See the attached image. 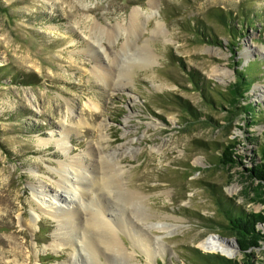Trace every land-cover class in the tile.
Segmentation results:
<instances>
[{"label":"rangeland","instance_id":"rangeland-1","mask_svg":"<svg viewBox=\"0 0 264 264\" xmlns=\"http://www.w3.org/2000/svg\"><path fill=\"white\" fill-rule=\"evenodd\" d=\"M136 8L138 26L131 23ZM148 51L149 62L142 59ZM249 65L259 73L242 103H211L203 94L205 85L225 92ZM244 103L263 111L259 122L237 108ZM62 131L68 154L57 142ZM263 137L264 0H0V264H70L79 251L67 239L74 226L47 206L31 229L41 203L34 191L51 196L62 164L99 163L100 175V156L123 151L125 184L145 196L142 227L156 251L148 258L121 231L138 263L208 264L203 253H214L264 264V237L242 251L211 190L264 215V203L251 199L258 198L257 181L247 170L261 161ZM231 143L237 163L214 164ZM159 221L178 227L148 228ZM258 228L264 234V223ZM159 235L162 244L155 243ZM210 236L233 241L235 253L204 249Z\"/></svg>","mask_w":264,"mask_h":264},{"label":"bare ground","instance_id":"bare-ground-1","mask_svg":"<svg viewBox=\"0 0 264 264\" xmlns=\"http://www.w3.org/2000/svg\"><path fill=\"white\" fill-rule=\"evenodd\" d=\"M154 12L143 14L146 19H149L154 16ZM141 16V9H133L131 12L132 25L138 26L141 22L139 21ZM163 22L158 20L156 27L162 30ZM110 39L112 37L109 35L108 40ZM99 46L104 55L107 56L106 49L101 44ZM142 59L149 62L154 59V55L148 51L143 55ZM98 75H102L104 81H109V78H112L107 73H98ZM215 77L217 79L224 78V71H220ZM72 110L67 111V119L71 115L70 112ZM64 130L68 131L66 128ZM66 132L62 133L61 139H58L57 142L62 152L68 154L69 147L66 145L68 142ZM52 140L47 139L42 143L46 146ZM123 152H120L117 156L115 155L116 152H112L110 154L112 157L101 155L102 166L100 175L97 172L99 163L91 164L80 161L79 165L73 168L70 167L71 164L69 163L62 164L61 169L58 171L59 178L57 185L59 188L51 196L45 195L38 190L34 191V195L41 203H37L38 205L33 209L34 214H31L29 222L31 229L37 224L41 213L47 206L50 209L47 210V213L55 218L61 217L65 224L74 226L67 239L75 251L78 248L79 251L77 250V254H70L68 260L70 264H87L83 258L84 256L91 263L98 260L96 264L101 263L102 256L109 257L111 261L118 259L120 260V264H140L136 261L135 252L129 251L126 247L125 242L120 236L121 231L126 232L134 241V244L142 248V250H148V258L156 252L154 249L148 247L150 245L147 238L150 236L149 230L146 231L142 227L143 225H147L145 208H141V205L146 202H144L145 196L132 190L125 184L127 181L124 180L125 176L120 167V157ZM89 174H93L94 176L89 177ZM46 196H50L49 199ZM119 199L125 204L136 206V209L120 206ZM109 202H111V205ZM54 210L55 212L52 214L51 211ZM78 213L80 220L75 222L74 219H78ZM177 227V223L167 221L151 223L148 226L149 229L164 230L166 233L175 231ZM161 241L162 236L155 237V243L162 244ZM201 246L204 249L219 251L227 255H233L236 251L233 241L225 243L215 236L205 239L201 243Z\"/></svg>","mask_w":264,"mask_h":264},{"label":"trees","instance_id":"trees-1","mask_svg":"<svg viewBox=\"0 0 264 264\" xmlns=\"http://www.w3.org/2000/svg\"><path fill=\"white\" fill-rule=\"evenodd\" d=\"M201 36H204V34L202 33ZM238 72V78L229 84L225 92L217 87L210 88L205 85V91L201 88L205 92L203 94L209 97L208 100L210 99L211 103H214L211 99L212 97L219 103L224 102L230 106H235L239 102L242 103L247 97V91L250 89L251 84L258 78L259 70L257 68L252 70L249 65ZM185 107L191 114L197 115L187 103ZM237 108L245 113L252 114L254 123L259 122L260 116L263 117V111H257V107L253 106L252 103H244ZM231 110L233 111V109ZM254 139L256 140V137ZM232 147H235V144L231 143L225 146V149L221 151V155L217 156V162H214V164L233 165L237 163V158L240 155L235 154ZM257 152L261 161L247 170L249 171V176L257 181L254 191L258 198L251 199L264 203V137L257 146ZM211 190L214 201L220 211L219 213L225 220V227L238 238L240 249L248 253V249L260 246L259 241L264 237V234L259 230L258 224L264 223V215L260 212L246 210L234 198L216 191L214 187ZM202 256L208 264H238L237 260L221 254L203 253Z\"/></svg>","mask_w":264,"mask_h":264}]
</instances>
